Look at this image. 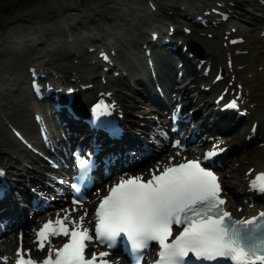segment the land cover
<instances>
[{
	"label": "bare ground",
	"instance_id": "6f19581e",
	"mask_svg": "<svg viewBox=\"0 0 264 264\" xmlns=\"http://www.w3.org/2000/svg\"><path fill=\"white\" fill-rule=\"evenodd\" d=\"M169 1L171 0H155L154 4L157 5V8L164 9L169 14L170 21L176 25L171 34L169 31L170 25H162L160 21H157L156 17L158 14L149 10V6L140 10L130 8V11L124 13L115 12L114 16H111V19H109L110 25L116 28L115 32L111 28L97 27L95 35L88 34L89 31L86 30L91 29V25L81 21V30L86 31V35L77 36L75 40H70L69 45L64 42V47L61 49L57 48V46H49L46 42L52 40L51 42L55 43V39L50 34L52 35L56 30L61 29L59 15L65 16V19L66 17L70 19L72 16L69 14L70 11H78L74 2L48 0L44 11L30 9L15 17L6 19L4 27L0 28V45L18 37V42L26 39L29 46H26V50L22 52L23 65H20L21 67H17L10 60L0 58V118L4 117L9 120L12 124L11 127L14 126V128L23 132L27 139L33 140V142L38 143V146L42 148V153L34 154L27 151L17 141L16 137H13V134L10 132L11 128L0 125V160L8 172L15 174L19 183L20 181L23 182L22 190L24 192L20 193L19 199L24 200L26 195L29 194L28 190L30 187L35 186L34 189L37 190L42 182L47 181L46 178H43L40 182L37 173L55 174L57 176L63 173V170L50 172L46 170L48 164L54 158L49 157V161L45 159L48 151L44 148L43 138L46 137L53 140V142L55 141V147L57 148H55L54 153H59L61 149L64 151L67 142L76 141L75 136L62 134V128L56 137L54 135L53 138L50 133H40L34 126V122L27 110V107L31 105V97L26 94L28 90L27 79L30 77V72L25 67L26 64L30 63V65L35 66V70L38 73L43 71L45 67L51 66L58 73L62 74L57 73V76L61 78L63 83L67 82V85L70 84V86H77V83L86 84L92 82V86L88 85L83 90L82 87H79L80 85L78 86L80 90L78 92L79 97L82 95L83 103H87L96 97L99 90H112L110 97L116 100L121 108L124 118V136H127V139L133 131L134 134L137 131L142 135L149 132L147 122L149 123L152 119L150 112L153 114L154 112L157 113L160 120L167 122L168 120L165 119L163 110H170L174 105L180 104L183 115L188 117V121L184 122L180 119L179 125H181V129L185 130V133H192L197 140L195 147L190 149L180 150L178 147L166 146L161 153L149 157L150 161L148 162H146V157L136 156V159L146 165L140 166V168L132 167V164H135L134 160L120 164L118 167L119 172L110 173L107 178L98 181L96 188L91 190L89 198L84 202L83 208L73 213V216L78 217L84 214L85 209L87 210L88 215L85 219V226L92 218V212L89 208L95 199L94 197L102 193L107 186L121 176L129 172L145 174L151 168L155 169L158 164L162 166L167 163L170 156L175 157L172 161L174 163L191 157L190 155L197 156L200 153L202 155L206 151L213 150L214 146H216L217 155L209 163L219 169V180L224 187L222 196L226 201L225 206L227 210L232 216L245 219L247 216L257 214L264 208V203L259 201L261 195L250 187V181L254 180L258 173L264 172V22H260L259 19L255 18L254 13H244L241 10H237L239 7H243L241 0H172L173 4H170ZM247 1H250L254 8L261 7L264 9V5L259 3L258 0ZM169 5H171L170 10L167 8ZM196 5L206 10L217 8V11L227 16L226 20L217 21L213 29H208V32H211V36L206 35L207 32L204 28L196 29L192 27L193 32L187 34L181 27L177 26L183 21V14L200 11L199 6V9L195 8ZM129 14L141 19L147 18L151 24H147L145 28L135 29L134 26L129 25L127 19ZM255 14L263 15L261 13ZM206 15V13L202 15V18L211 20ZM79 16L82 17L79 13H76L73 17L74 21L77 20V23L80 21L78 19ZM115 17L122 21L116 22ZM82 18H84V15ZM242 20L244 22H251V25L244 23ZM193 23L195 25L199 24L195 21ZM42 24H47L49 32L41 29L40 26ZM153 31L158 32L159 38H164L167 35L166 38L171 42L175 41L180 46L191 39L197 41L193 46L196 48V54L200 52V49L204 50L203 54H206V58L202 64V72L204 71V67L208 65V74H199V70L196 66L194 67L193 64L196 63H193L195 61V54L190 56L178 51L174 52L177 59L173 60V63L169 61L170 58L166 54H162L150 68L144 66L142 61V53L144 52L141 53L140 51V43H143L144 38L148 34L151 35ZM79 32L82 33L81 31ZM41 33H48L49 36ZM76 35H78V32ZM41 44L46 45L38 47ZM85 45L99 47L96 50V58L98 57V52L101 50L110 53V48H113L115 50L113 57L120 62L117 64H121L122 69L126 71L125 73H121L125 76V79L109 76L106 85L98 81L96 78L99 75L97 76L95 73L101 60L98 58L97 63H90L83 56L79 55L78 48H84ZM123 46L133 47L136 54H128L125 57L124 53L128 48ZM188 50L186 49L184 53L189 54ZM70 55L76 57L77 60H73L72 62L66 61L65 58L70 57ZM127 61L130 62L128 63ZM114 66V68L118 69L116 65ZM150 71H155V79L152 78L153 76H149ZM218 71L222 72V78L214 82L212 79ZM144 78L148 79L150 83L144 80ZM45 80H52L54 83L58 81V79L50 75H47V79ZM139 80H143V84H149V88L157 96L155 99H146V93L142 86H137L143 89L142 93L140 91H133L128 94L122 92L120 85L131 86L132 81L138 82ZM229 81H231V84ZM205 84H209V89H205ZM234 87L235 91H238L240 94L238 107H226L224 110L218 107L216 102H214V99L218 96V92L222 88H227L226 96H228ZM56 93L59 95L58 97H62L63 93ZM140 95L142 98L139 97ZM178 96L180 97L177 99ZM217 98H220V96ZM135 99H139V103L142 102L144 104L143 109L136 107L138 102ZM153 102L156 103L153 104ZM76 107L81 112L85 110L84 105L81 106L79 104ZM242 109H245V113L241 116H236L235 113ZM61 112L62 115H59V117L67 120V127L75 128L78 125H83L82 123L80 124L79 120L75 122L67 117L64 110ZM134 114L141 116V118H134ZM52 119L53 121L57 120L55 118ZM139 120L144 121L142 123L143 126L139 127L136 125V123H141ZM251 127L255 128L254 133L250 131ZM171 135L175 138H180L177 133ZM208 136H215V138L213 141H210ZM98 137L100 138L99 134L96 138ZM146 137L148 138L147 135ZM128 141H131L130 138ZM71 145L70 143L69 146ZM222 145L226 147L224 151L219 153V147H222ZM129 150H132V148H129ZM229 152H232L236 156V158L235 156L232 157L235 158L234 160L249 153L253 155L251 157L252 160H247L250 162V166H248L246 171L240 172L239 176H237V172L243 170L242 166L238 170L235 169L234 172L228 173L232 169L230 162L233 163V159L230 158L227 164L223 162V158ZM49 153H52V151ZM115 154H117V159L120 162H124L123 160H126L128 157L122 152ZM55 156L58 157L57 155ZM103 159L105 160V158ZM28 163L33 164L31 165L32 168L28 167ZM220 165L222 168H219ZM26 177H28V181H25ZM226 181L233 186L230 187L229 185L228 187ZM11 184L14 185L13 182ZM56 187L61 188L59 185ZM11 189H9L8 196L13 192ZM45 193L54 199L50 202V205L47 204L49 207L46 211L42 212L40 209V211L27 216L26 221L28 222H23L17 228L10 227V222L4 225V230L2 229L0 237L1 256L11 258V256L15 255L16 249L20 246L21 234H23V247L32 250L31 254L33 258L39 259L40 255L46 254V250L45 252L36 250V246L33 243L34 239L30 236L31 227L37 226L45 218L52 217L54 219L57 212L73 206L66 202V195L64 197V195L59 196L56 193H47L46 191ZM252 199L259 200L252 204L250 201ZM239 202H242L241 207H238ZM236 209L239 210L236 211ZM29 210H34V207H31ZM59 239L54 238L52 243L59 241ZM9 248L12 249L8 252ZM0 264H3V262L0 261ZM7 264H11L10 260Z\"/></svg>",
	"mask_w": 264,
	"mask_h": 264
},
{
	"label": "snow or ice",
	"instance_id": "6c2138e0",
	"mask_svg": "<svg viewBox=\"0 0 264 264\" xmlns=\"http://www.w3.org/2000/svg\"><path fill=\"white\" fill-rule=\"evenodd\" d=\"M226 107L235 108L237 104L232 101ZM93 111L97 116L105 115L109 106L101 102ZM178 144L177 141L173 146ZM215 155L216 146L204 154L203 160L185 158L173 163L175 157L170 156L167 163L150 170L147 179L143 175L121 177L107 188L106 194L98 196L94 229L85 226L86 209L83 215L73 216L83 208V201L74 197L73 207L62 209L54 219H47L33 230L36 250H46L42 260L33 258L32 250L23 247L21 234L14 258L0 256V261L110 264L108 252H94L88 257L86 249L94 240L110 248L123 237L137 254L135 264H141L142 253L152 242L159 249L155 264H264V212L248 219H234L225 209L218 176L203 166ZM77 165L85 176L91 161L78 158ZM250 187L264 193V172L250 181ZM174 226L178 234H174ZM54 238H64V242L56 246Z\"/></svg>",
	"mask_w": 264,
	"mask_h": 264
},
{
	"label": "rangeland",
	"instance_id": "374dc122",
	"mask_svg": "<svg viewBox=\"0 0 264 264\" xmlns=\"http://www.w3.org/2000/svg\"><path fill=\"white\" fill-rule=\"evenodd\" d=\"M47 1L48 0H0V28L4 27V23H5L7 18L15 17L16 15L21 14L23 12H27L30 9H37V10L39 9L40 11H44V7H45V4L47 3ZM63 1L74 2V4L78 8V11H70L69 14L72 15L71 16L72 18L70 17V19H67V17L65 19V16H61V15L58 16V18L61 22V29L56 30V32L52 35L50 34V36L55 39V43H52L51 42L52 40H48L46 42V44L49 46H57V48H59V49L64 47L63 46L64 42L67 43V45H69L70 40H75L77 36H81L82 33H84V31L81 30V26H80L81 21L87 22L91 25V29L86 30V31H89V33H91L93 35L96 34V31H97L96 28L97 27H102L105 29L111 28L112 31H115L116 28H113L109 22V19H111V16H114L115 12L124 13V12L130 11V8H135L138 10H140L141 8H147L148 7L147 2L148 3L152 2V4L154 5V13L158 14L156 17L157 21H160L162 23V25L163 24H168V25L170 24L169 14H167L164 9L157 8V5L153 3V2H155V0H63ZM241 1H242L243 7H239V8L237 7L238 8L237 10H241L244 13L245 12L252 13V14L254 13L255 18L259 19L260 22H262V21L264 22V9L263 8H261V7L260 8H257V7L254 8V6L251 5V2L247 1V0H241ZM258 1H259V3L264 5V0H258ZM169 2H170V4L171 3L173 4L172 0ZM198 6L196 5L195 8L199 9V7H200V11H199L200 16H202L201 14H203L206 11V12L211 13L210 17H212L214 21H218L221 19L220 18L221 14L217 13L213 8H211L210 10H206L205 8H202L201 6H199V7ZM167 8H168V10H170L171 5L167 6ZM125 9H127V10H125ZM151 10H152V8H151ZM76 13H79V15H81L82 17L84 15V18L79 16L78 19H80V21L78 23H77V20L74 21V19H73L74 15ZM196 13H198V11H195L194 13H190V15L196 16L195 15ZM255 13H261L263 15L255 14ZM127 19H128L129 25L134 26L135 29H137L139 27L145 28L147 24L148 25L151 24V22L147 18L141 19L138 17H134L131 14H129L127 16ZM221 20H224V19L222 18ZM115 21L119 23L122 20L115 17ZM204 23L206 24V26H204V28H206L205 31L207 32L206 35L211 36V34H210L211 32H208V28L214 24L213 23H207V22H204ZM244 23L251 25V22H244ZM40 27H41V29H44L46 32H49V29H47V24H42ZM79 31H81L82 33H80ZM77 32H78V35H76ZM41 34H46V33H41ZM46 35L49 36L48 33ZM17 39H18V37H15L10 42H6V43H3L0 45V52H1L0 58L2 57L5 60H10L17 67H21L20 63L23 62L22 52L24 50H26V46H29V44H28V41L26 39H23L22 42H18ZM46 44L38 45V47H41L42 45H46ZM130 48H131V46L129 47V49ZM78 49H80V47ZM79 52L85 53L86 48L81 49ZM203 53H204V50H203ZM124 54H125L124 56L126 57L129 54V50L127 51V49H126ZM71 57L72 56H70V58L67 57L69 61H70ZM205 57H206V54H203L202 58H205ZM230 82L231 81H229V83ZM235 92L236 91H235V87H234V88H232V91H231L232 96H233V94H236ZM6 93L8 94V92H6ZM139 108H143V107L140 106V107H138V109ZM4 122H5V118L1 117L0 118V125L4 126ZM258 139H259V137H258ZM232 156L234 157L235 155L230 153V156H228V158L232 157ZM252 156L253 155L251 153H249L243 157L240 156L236 160H234L236 158V156H235V158H232L233 163L230 162L232 169L228 173L234 172L235 169L238 170L242 166L243 170L237 172V176H239L240 172L246 171L248 166H250L249 165L250 162L247 160H252V158H251ZM226 178H227V176H226ZM232 184H234V183H232ZM226 185H228V187H229V185H230V187L233 186L228 181H226ZM241 203L242 202H239V206L238 205L237 206L241 207ZM251 203L253 204V202H251ZM238 210L239 209H236V211H238Z\"/></svg>",
	"mask_w": 264,
	"mask_h": 264
}]
</instances>
